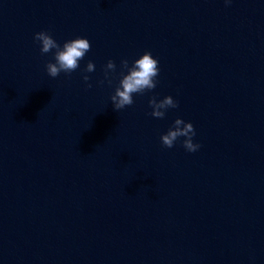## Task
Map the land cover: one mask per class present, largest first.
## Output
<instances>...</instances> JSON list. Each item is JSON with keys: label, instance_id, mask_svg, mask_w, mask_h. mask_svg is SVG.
I'll list each match as a JSON object with an SVG mask.
<instances>
[{"label": "water", "instance_id": "1", "mask_svg": "<svg viewBox=\"0 0 264 264\" xmlns=\"http://www.w3.org/2000/svg\"><path fill=\"white\" fill-rule=\"evenodd\" d=\"M41 30L80 67L50 77ZM146 50L156 88L115 110ZM177 117L197 151L162 145ZM0 264H264V0H0Z\"/></svg>", "mask_w": 264, "mask_h": 264}, {"label": "clouds", "instance_id": "2", "mask_svg": "<svg viewBox=\"0 0 264 264\" xmlns=\"http://www.w3.org/2000/svg\"><path fill=\"white\" fill-rule=\"evenodd\" d=\"M230 0H225L227 4ZM34 40L40 43L41 54L52 52L53 61L46 64V71L50 77H57L61 72L70 74L80 67V61L84 59L87 52L91 49L90 41L83 36H77L72 39L65 40L61 45L47 30H41L34 34ZM54 50V51H53ZM159 62L151 51H144L142 55L129 64L127 58L120 61V79L115 87L110 99L115 110L124 109L134 103L133 94H143L156 88L159 76ZM117 65L109 59L104 66V76L109 84L112 83L111 77L116 72ZM95 71V64L89 60L83 73ZM83 81L87 88H91L89 83L90 77L87 74L82 75ZM103 83V81H101ZM152 111L151 116L163 118L169 108H177L178 101L171 95L157 99L153 95L148 101ZM196 135L195 128L190 121H185L181 117H177L167 132L161 134V143L167 148H172L177 140L184 137L182 141L183 147L188 152H195L200 148L199 143L193 142Z\"/></svg>", "mask_w": 264, "mask_h": 264}]
</instances>
